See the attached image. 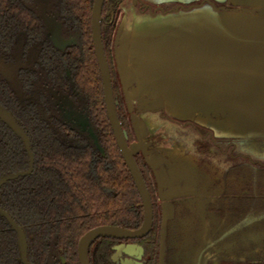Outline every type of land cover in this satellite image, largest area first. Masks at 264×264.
Masks as SVG:
<instances>
[{
	"label": "flooded vegetation",
	"instance_id": "flooded-vegetation-1",
	"mask_svg": "<svg viewBox=\"0 0 264 264\" xmlns=\"http://www.w3.org/2000/svg\"><path fill=\"white\" fill-rule=\"evenodd\" d=\"M95 5L96 0L22 1L20 25L14 40L8 48L0 51V80L13 98H10L13 100L12 104L8 105L0 101V105L8 110L23 128L30 140L33 154V165L29 174L9 179L0 186V207L22 228L26 240V260L29 264H82L79 243L89 231L103 226L132 231L140 229L144 223L143 200L119 150L106 108L104 82L94 38ZM175 5L177 6V4L156 5L149 0H103L102 2L98 20L100 41L110 71L117 116L128 145L137 141V138L116 69L114 42L117 30L126 13L132 8L146 13L150 10L154 12L158 7L169 10ZM54 36L58 44L53 41ZM19 109L23 110L24 114H29L27 116L29 120L28 118L25 120L26 115L21 114ZM148 114L150 113L142 114L149 130L145 137L147 150L163 157V165L171 168L179 185L170 192L175 215L168 223L165 264H185V247L193 248L194 254H200L201 249L209 245L210 241L205 237L202 238L204 236L202 230L197 232L195 239H190L191 243L181 240L186 229V218L195 216L196 220L200 219L199 210L196 209L193 214L190 199L202 201L201 204L206 205L205 211L208 217L212 214L224 219L231 217L238 225L220 229L219 233L212 237L213 240L219 242L221 240L223 243L219 247L220 251L215 247L213 250L212 248L207 250L211 254L207 256L211 258L209 264H264V228L259 230L253 222L251 224L247 221L250 217L260 220L259 222L264 225V161L241 153L237 148L236 138L224 137L204 126L197 129L193 127L192 121L178 119L165 112ZM36 118H40L47 125L42 130L56 139L61 148H87L101 158H105L114 152L111 145L113 138L118 154L123 160V167L120 166L117 171H114L112 159L93 162L94 164L110 163V182L106 183L109 189L107 193H110V196L104 212L97 215L100 211L93 208L79 213V217L73 220L68 219L69 217L60 218L57 227L59 231L51 237L46 236L50 231L48 226L42 225L44 226L42 235L34 229L27 231L25 226L18 223L1 203L5 186L20 178L30 177L35 171L33 140L35 132H39L33 126ZM157 121H160L158 127L163 122H167V124L195 128L200 138L197 140V159L191 163L184 161L183 157L177 156L173 151L166 152L172 150L168 148L171 138L165 130L152 128ZM0 122L20 141L27 155L25 169L5 172L0 175L1 179L9 174L28 171L30 157L23 141L5 122L1 119ZM189 152L190 149H187L180 153L186 156ZM134 159L152 202L151 229L142 237H96L87 248L89 264H159L163 220L159 188L153 170L142 153H136ZM113 172H116L115 176ZM194 178H197L199 184L206 183L205 191L198 190L199 184L196 192L191 190L192 184L196 182ZM181 184H186V187ZM116 187L123 194L119 201H114V196L118 194L115 191ZM214 188L220 190L216 192ZM138 213L142 214L141 222ZM1 221L13 235L17 253L16 262L26 264L21 259L17 231L13 229L7 217L0 215ZM77 223L82 225L83 233L75 240L73 238L77 234L73 233H78ZM201 224L199 221V228H202ZM66 226L74 228L68 229ZM203 229L206 230V227L203 226ZM34 235L37 236L35 240H33ZM225 238L232 239L231 242H235L237 248L243 249L245 253L247 249L253 253L258 247L263 250L257 251L253 256L247 255L240 261L225 260L223 250L230 247L229 243L224 242ZM197 258L195 255L191 256V264H203L201 257Z\"/></svg>",
	"mask_w": 264,
	"mask_h": 264
},
{
	"label": "water",
	"instance_id": "water-1",
	"mask_svg": "<svg viewBox=\"0 0 264 264\" xmlns=\"http://www.w3.org/2000/svg\"><path fill=\"white\" fill-rule=\"evenodd\" d=\"M102 2L96 0L93 26L106 108L119 150L143 200L145 218L138 230L103 226L89 231L80 240L79 255L82 264H89L87 248L98 236L142 237L150 231L152 202L134 159L141 152L153 170L162 201L159 264H165L168 223L175 215L170 192L178 183L171 168L163 165V157L147 150L145 137L149 130L142 114L165 112L190 121L199 118L201 125L238 139L241 153L264 160L257 155L258 151L259 155L264 153V0H149L156 5L177 6L169 10L158 7L146 13L132 8L126 13L115 36L114 55L137 138L130 145L117 116L110 71L100 41ZM165 17H171L166 25L153 26L157 18ZM52 39L58 44L55 36ZM0 119L23 141L30 157V169L2 177L1 186L9 179L29 174L33 154L27 134L2 105ZM0 215L7 217L17 231L21 259L29 264L22 228L1 207Z\"/></svg>",
	"mask_w": 264,
	"mask_h": 264
},
{
	"label": "trees",
	"instance_id": "trees-1",
	"mask_svg": "<svg viewBox=\"0 0 264 264\" xmlns=\"http://www.w3.org/2000/svg\"><path fill=\"white\" fill-rule=\"evenodd\" d=\"M22 1L28 0H0V51L8 48L14 40L20 25ZM4 86L0 80V101L8 105L12 104L11 93ZM19 110L21 114L26 115L23 110ZM28 115L25 116V120ZM34 124L33 126L39 131L35 132L33 140L35 171L30 177L20 178L5 186L1 203L18 223L25 226L27 231L34 229L42 235V227L48 226L50 231L47 235L45 233L44 237L45 235L51 237L59 231L57 227L60 218L69 217L68 219L73 220L79 217V213L93 208L100 211L97 215L104 212L110 196L106 185L107 181L110 182V163L94 164L93 162L112 159L114 171H117L120 166L123 167V160L118 154L113 138L111 145L114 152L111 156L101 158L87 148H61L56 139L42 130L47 125L40 118H36ZM26 166L27 155L22 144L0 122V175L25 169ZM115 175L116 172H113V176ZM115 191L118 194L114 196V201H119L123 194L118 187ZM138 218L141 222V213H138ZM77 227L78 233H73L77 234L73 238L75 240L83 233L82 225L77 223ZM35 239H37L36 235L33 240ZM16 255L13 235L1 221L0 264H18Z\"/></svg>",
	"mask_w": 264,
	"mask_h": 264
},
{
	"label": "rangeland",
	"instance_id": "rangeland-1",
	"mask_svg": "<svg viewBox=\"0 0 264 264\" xmlns=\"http://www.w3.org/2000/svg\"><path fill=\"white\" fill-rule=\"evenodd\" d=\"M170 20H171V17H168V18L165 17V19L157 18V21H155L156 24L153 25V26L154 27H162L163 24L166 25ZM160 23H163V24H160ZM159 123H160V121H157L156 125H154L152 128L155 129L159 125ZM192 123H193V127L197 128V129H199L200 127L203 126V125H201V121L199 120V118H196L195 120H192ZM193 127H189V126H186V125H181L180 126L179 124H167V122H163L159 126V128L165 130V132H167L170 135V138H171L169 140L168 148L170 147L169 149H172V150H167L166 152L173 151V153L176 154L177 156L179 155V156H181V158L183 157L184 161H190L191 163H192V161H195V159H197V157H198V153L196 152L197 145H198L197 144V140L200 139V138H198V133L196 132L195 128L191 129ZM204 127L207 128V129H210V128L206 127V126H204ZM225 134L228 137L230 136V135H228V132H226ZM236 143L237 144L239 143L238 139H237ZM187 149H190V152L186 156H183L184 154L182 155V153H180V152H183V151H185ZM242 149H244V148H242ZM258 153H260V152L258 151ZM258 153H257V155L259 156L258 158L264 159V153L260 154V155ZM196 179L197 178H194V180H196ZM198 184L199 183H197V180H196V182H194L192 184L193 187H191L190 186L191 184H190L188 186V188L191 187V190H193V192L194 191L196 192ZM181 185H183V184H181ZM177 186L179 187L178 184H177ZM183 186L186 187V184H184ZM199 188H198V190L205 191L206 190V183H202V184L200 183L199 184ZM213 190H216V192H218V190H220V189L219 188H214ZM190 201L192 203L191 207H192V210H193V214L197 210H199L200 219L198 217L197 218L202 223L201 226H200L202 228H199V221L194 218L195 216L194 217L193 216H189V218H186V220H185L186 229L184 230L185 233L182 235V239L181 240L184 241V242H186V241L190 242L191 241L190 239L191 238L195 239L197 237V232L202 230V233L204 234V236H202V238L205 237L210 242H209V245H207L205 248L201 249L202 251H201L200 254L199 253L198 254H196V253L194 254V249L193 248L185 247V250H184V255L186 257L185 264H191L192 263L191 256L194 257V255L197 256L198 258L201 257V262L203 264H209L211 262L210 261L211 258H208L207 256H211V254H209L207 252V250H210L211 248H212L211 250H213V247H215L216 249H218L220 251L219 247L223 243V241H221V240H220V242L217 241L216 239L213 240L212 237L219 233L218 230L226 228V227H233V226L237 225V223L233 222L231 217H228V218L224 219V218L218 217L215 214H212L211 216L208 217L206 215L207 211H205L206 205L201 204L202 201H199L198 199H190ZM247 221L251 222V224L254 223V225H256L259 230H260V228H264L263 227L264 225L261 222H259L260 220H258V219L255 220L254 218L248 217ZM203 226L206 227V230L203 229ZM259 233L260 232H258L257 235H259ZM262 234L260 235V237L262 236ZM211 240L213 241L212 243H211ZM231 240L232 239H230V238L229 239L225 238V240H224V242L226 244H228V243L230 244L229 248L227 247V249L225 248V251L223 250V254H224V259L225 260L231 259L233 261H240L241 259H244L247 255H252L253 256V254L256 253L257 251L259 252V250H263V248L259 249V247H258L254 252L252 251L253 253H250L249 249H247V253H245L243 249L237 248V245L235 244V242H231ZM247 245H248L247 248H249L250 247L249 244H247ZM192 259L194 260V258H192ZM217 260H219V259H217ZM217 260H216V262H218Z\"/></svg>",
	"mask_w": 264,
	"mask_h": 264
}]
</instances>
